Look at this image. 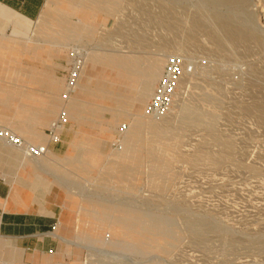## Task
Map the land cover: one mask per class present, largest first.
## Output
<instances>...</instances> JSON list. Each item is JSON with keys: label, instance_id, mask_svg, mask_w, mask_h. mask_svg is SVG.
<instances>
[{"label": "rangeland", "instance_id": "1", "mask_svg": "<svg viewBox=\"0 0 264 264\" xmlns=\"http://www.w3.org/2000/svg\"><path fill=\"white\" fill-rule=\"evenodd\" d=\"M46 21L42 34L25 40L26 51L17 46L16 53L0 54V87L16 99L26 91L27 109L39 111L47 96L39 81L63 86L70 49L86 50L73 106L88 113L90 133L112 128L111 137L120 125L127 131L107 141L96 165L81 170L68 161L66 174L56 175L77 199L136 217L141 229L129 234L130 242L155 244L144 253L95 246L91 258L97 264H264V0H63ZM172 54L201 66L182 83L168 117L148 118L146 105ZM115 75L123 84L114 83ZM146 83H154L152 93L141 99ZM3 121L0 128L11 127ZM109 163L134 171L120 178L108 174ZM83 219L92 236L121 239L109 226L95 230L93 220Z\"/></svg>", "mask_w": 264, "mask_h": 264}, {"label": "crops", "instance_id": "2", "mask_svg": "<svg viewBox=\"0 0 264 264\" xmlns=\"http://www.w3.org/2000/svg\"><path fill=\"white\" fill-rule=\"evenodd\" d=\"M62 1L0 0V54L4 51L9 55L16 53L17 49L20 50L17 46L26 51L25 40L36 32L42 34L43 28L39 27L42 21L47 22L48 16L56 11ZM37 20V29L34 31L32 27ZM40 48L41 46H35L33 51L40 52ZM94 66H97L96 62L89 64L86 72L91 74ZM0 67L4 68L3 60H0ZM6 71L11 72L8 67ZM100 76L101 80L108 77L103 73ZM156 78L152 76V81L155 82ZM121 80L123 79L120 75H115L114 83H120ZM39 82L47 90V96L39 111H34L32 106L28 107L30 111L27 109L26 105L30 101L26 91L23 94L20 92L21 95L16 99L13 96L16 95L15 92L10 89L5 91L0 87V121L10 124L8 129L27 142L46 145L51 151L45 159L32 161L21 152L0 145V264H82L86 248L90 246L110 247L120 253L132 250L144 253L148 246L155 247V244L148 242L151 238L147 242L137 241L138 244L127 239L129 234H139L141 229L138 219L132 214L127 212L125 217H117L113 215L115 209L106 204L90 198L77 199L76 196L79 195L66 189L58 176L66 174L64 167L68 161L81 170L98 163V155L106 147L108 140L111 139V143L116 141L122 125L111 137L106 134L112 128L104 129L100 133H90L89 128L87 130L88 113L73 106L72 101L77 93L67 103L62 100L66 76L64 75L61 87L55 79ZM146 85L152 93L154 83L144 84L139 92L141 99ZM87 88L88 83L82 89V97H85ZM61 90L59 99L57 94ZM16 101L19 104L10 116L12 103ZM62 110L67 112L68 123L62 131L61 141L51 143L48 130L53 120L50 123L49 120L57 118ZM75 121L77 125L74 124ZM127 139L129 146L134 138L129 136ZM133 171L119 168L114 163H109L107 168L108 174H116L120 178ZM56 172L59 174L56 175ZM83 215L93 220L95 230L109 226L113 234L121 239L107 243L106 236H92L85 227L87 221L83 219Z\"/></svg>", "mask_w": 264, "mask_h": 264}, {"label": "built area", "instance_id": "3", "mask_svg": "<svg viewBox=\"0 0 264 264\" xmlns=\"http://www.w3.org/2000/svg\"><path fill=\"white\" fill-rule=\"evenodd\" d=\"M88 54L81 47H73L68 53L65 66L66 83L62 93V100L67 103L75 95L82 73L84 71ZM201 66L199 59L188 58L182 54L168 55L161 78L154 88L151 99L146 105L144 114L148 118L161 120L169 116L182 88V83L197 75ZM68 123V115L62 110L58 117L51 123L48 138L51 143H59L64 127ZM127 131V125H122L120 135ZM0 140L6 145L24 153L25 156L39 159L46 156L49 148L46 145H35L27 142L23 137L8 128H0ZM94 249V250H93ZM94 246L86 248L84 264H97L90 256L95 251Z\"/></svg>", "mask_w": 264, "mask_h": 264}, {"label": "bare ground", "instance_id": "4", "mask_svg": "<svg viewBox=\"0 0 264 264\" xmlns=\"http://www.w3.org/2000/svg\"><path fill=\"white\" fill-rule=\"evenodd\" d=\"M89 64H91V63H88L87 64V66L89 65ZM158 65V64H157ZM154 72V71H153ZM158 73V72H157ZM154 76H156V74L154 75ZM80 82H81V79H80ZM80 82H79V84H80ZM148 85H146L145 86V88L143 89V92H142V98L143 99H145L147 96H148V94L149 93H151V89H150V87H147ZM78 87H79V85H78ZM78 87H77V90H78ZM77 90H76V93H77ZM76 93H75V95H76ZM74 95V96H75ZM73 96V97H74ZM56 118V117H55ZM51 125V124H50ZM137 125H139V124H137ZM140 126V125H139ZM0 141H2V140H0ZM3 142V141H2ZM4 143V142H3ZM5 144V143H4ZM8 146V145H7ZM15 149V148H14ZM16 150V149H15ZM17 151H19V150H17ZM19 152H21V151H19ZM22 153V152H21ZM23 155H24V153H22ZM51 154V151L49 150V152H48V154L46 155V156H44V157H42V158H39V159H33V158H29V157H27V156H25L24 155V157L25 158H27V159H30V160H32V161H41V160H43V159H45L48 155H50ZM126 258V257H124V256H120V258ZM117 258V257H116ZM115 259V258H114ZM128 262H130L131 264H134L133 262H134V260L133 259H128Z\"/></svg>", "mask_w": 264, "mask_h": 264}]
</instances>
